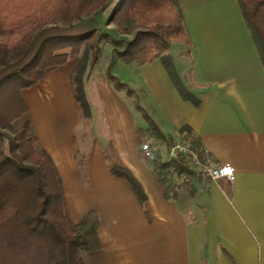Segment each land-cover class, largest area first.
Returning a JSON list of instances; mask_svg holds the SVG:
<instances>
[{"label": "crops", "instance_id": "0c3cea01", "mask_svg": "<svg viewBox=\"0 0 264 264\" xmlns=\"http://www.w3.org/2000/svg\"><path fill=\"white\" fill-rule=\"evenodd\" d=\"M178 3L190 44L179 42L174 56L173 41L168 51L197 103L181 98L159 59L140 65L157 98L155 124L177 140L187 125L216 164L232 167V181L203 173L189 188L167 192L140 150L147 130L129 122L126 105L94 68L84 82L91 109L85 126L72 92L75 58L21 90L37 141L61 181L67 219L76 223L91 212L97 218L91 264H264V66L237 0ZM94 105L109 114L119 109L123 122L104 126ZM109 142L139 183L142 202L109 171ZM81 147L86 182L76 161ZM156 149L166 161L163 145Z\"/></svg>", "mask_w": 264, "mask_h": 264}, {"label": "trees", "instance_id": "16d2710c", "mask_svg": "<svg viewBox=\"0 0 264 264\" xmlns=\"http://www.w3.org/2000/svg\"><path fill=\"white\" fill-rule=\"evenodd\" d=\"M237 3L264 66V0ZM110 23L130 36L116 50L123 61L144 65L159 59L181 98L197 103L168 52L173 41L190 44L178 0H0V264H91L88 252L98 247L97 218L91 212L76 223L67 219L61 181L37 141L21 90L75 58L72 92L89 126L84 82L97 63L98 41ZM106 75L115 86L123 85L108 69ZM148 121L149 137L159 139L163 148L172 144V138ZM178 131V140L188 141L190 153L163 161L155 149L151 156V170L167 192L189 188V180L204 173L193 163L192 153L204 161L199 139L187 125ZM105 156L109 171L127 180L142 202L139 183L111 142ZM86 157L87 148L81 147L76 161L83 182ZM182 174L186 179L179 182Z\"/></svg>", "mask_w": 264, "mask_h": 264}, {"label": "rangeland", "instance_id": "374dc122", "mask_svg": "<svg viewBox=\"0 0 264 264\" xmlns=\"http://www.w3.org/2000/svg\"><path fill=\"white\" fill-rule=\"evenodd\" d=\"M106 36L100 37L98 41V60L95 64L94 71L99 78V81L103 79L112 86L115 93L120 97L124 105L128 109L129 122L141 128L142 131L147 130L148 118L155 123V114L157 112V98L153 90H151L147 84V79L141 74V66L136 62L123 61L117 54L116 50L121 48V41L126 37H130L123 33V30L115 24H108L104 27ZM119 41V42H117ZM181 47L177 41H174L171 46V54L174 55L176 47ZM169 52V51H168ZM175 56V55H174ZM104 71L102 72V69ZM106 69L109 73L117 78V80L123 83L122 86H115L114 83L108 79L106 75ZM95 106L96 118L105 126L109 123L123 122V116L121 112L113 111L109 114L105 112L104 107ZM107 108L114 106V102L108 98ZM89 128H85L86 138L89 136ZM176 141L177 139H173ZM173 141V142H174ZM170 142V140H169ZM172 142V143H173ZM85 146V141L82 142ZM87 143V141H86ZM164 154H167L168 148H163Z\"/></svg>", "mask_w": 264, "mask_h": 264}, {"label": "built area", "instance_id": "2783aa9c", "mask_svg": "<svg viewBox=\"0 0 264 264\" xmlns=\"http://www.w3.org/2000/svg\"><path fill=\"white\" fill-rule=\"evenodd\" d=\"M161 144L159 139H154L152 137L148 139H144L140 143V150L143 152V154L150 158L153 154V148L159 147ZM155 148V149H156ZM168 151L166 154L167 160H169L171 157L175 156L176 153H190L189 144L188 141L184 140H176L172 144L167 146ZM193 156V163L195 165H198L202 171L207 175L211 180H217V179H226L228 181H232L234 178V172L232 167L229 164H216L211 156L206 152L204 155V161L203 163L198 162L197 156L195 153H192ZM186 179V176L184 174L180 175L178 178L179 182H183Z\"/></svg>", "mask_w": 264, "mask_h": 264}]
</instances>
